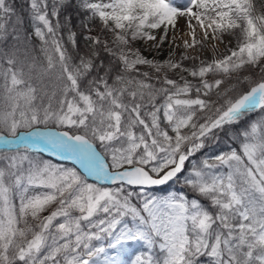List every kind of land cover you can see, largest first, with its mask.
Instances as JSON below:
<instances>
[{
    "label": "snow or ice",
    "instance_id": "snow-or-ice-1",
    "mask_svg": "<svg viewBox=\"0 0 264 264\" xmlns=\"http://www.w3.org/2000/svg\"><path fill=\"white\" fill-rule=\"evenodd\" d=\"M132 241L264 264V0H0V264Z\"/></svg>",
    "mask_w": 264,
    "mask_h": 264
},
{
    "label": "rangeland",
    "instance_id": "rangeland-1",
    "mask_svg": "<svg viewBox=\"0 0 264 264\" xmlns=\"http://www.w3.org/2000/svg\"><path fill=\"white\" fill-rule=\"evenodd\" d=\"M178 27L180 28L181 31L177 34L179 38L176 40V43H180L181 39H187L188 38L187 36L184 35V33L187 32V28L184 24L183 19H181L179 21ZM93 34H95V33H93ZM173 34L174 33L170 30L169 31V39L170 40H171V37L173 36ZM197 34H198L197 38H200L199 37V29H197ZM170 50L171 49L169 48L168 43H165V45L163 46V52H162V55L160 56V58L161 59L165 58ZM176 51H177V56H179L181 49H177ZM223 51H224L223 46H221V52L223 53ZM145 54L151 55V53H145ZM224 54H226V53H224ZM64 165H66V164H64ZM68 166H70V165H68ZM70 167H72V166H70ZM156 196H158V195H156ZM163 196H166V195H161L160 197H163ZM142 247L148 248L147 245L143 244L142 242L132 241V242L125 244L123 246V248L110 249L109 254L113 257H116L118 260L122 261L123 264H132V261L135 259V257L137 255H142V251H141ZM157 251H158V249H157Z\"/></svg>",
    "mask_w": 264,
    "mask_h": 264
},
{
    "label": "trees",
    "instance_id": "trees-1",
    "mask_svg": "<svg viewBox=\"0 0 264 264\" xmlns=\"http://www.w3.org/2000/svg\"><path fill=\"white\" fill-rule=\"evenodd\" d=\"M9 2L10 3H12L15 7H19V4H20V0H9ZM37 43V45H38V41L36 42ZM80 52L81 53H84L85 52V46H84V43H83V41H81V43H80ZM105 59H106V57H104ZM43 158L44 159H48V158H46V157H44L43 156ZM50 159V158H49ZM53 162H55V161H53ZM55 163H57V162H55ZM60 164H62V165H64L63 163H60ZM64 166H66V165H64ZM67 167V166H66ZM178 187H181L180 185H172L170 188H164V189H154V190H152V194L153 195H158V196H161V195H168L169 194V192H171V191H174V190H176V188H178ZM189 195H191V193H189ZM141 251H142V255L143 256H147L148 254H149V252L151 251L152 252V254H154V255H156L157 253H158V251L157 250H150V249H148V248H146V247H142L141 248Z\"/></svg>",
    "mask_w": 264,
    "mask_h": 264
}]
</instances>
